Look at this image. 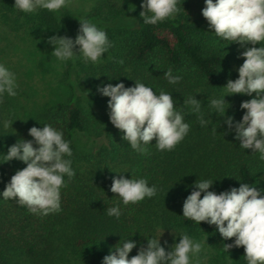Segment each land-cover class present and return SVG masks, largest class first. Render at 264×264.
I'll list each match as a JSON object with an SVG mask.
<instances>
[{"label": "trees", "instance_id": "1", "mask_svg": "<svg viewBox=\"0 0 264 264\" xmlns=\"http://www.w3.org/2000/svg\"><path fill=\"white\" fill-rule=\"evenodd\" d=\"M88 1L89 10L76 16L63 8L24 13L14 7L15 0H0V27L22 32L51 48L40 56L36 68L47 73L58 61L62 69L58 82L64 87L32 111L17 105L7 93L0 97V162H5L2 154L19 140L33 139L28 135L32 127L50 124L70 142L72 156L65 158L72 160L75 171L74 177L64 178L58 213L37 215L15 200L0 199V264H102L110 250L127 239L137 243L131 259L147 246V237L158 239L163 232L161 245L166 252L171 250L169 235L176 240L185 233L197 241L207 239L208 245L193 264H247L243 247L227 251L224 246L234 244L235 238L223 240L215 226L182 217V209L198 179L215 181L210 190L217 194L239 188L242 182L264 189V159L258 152L240 148L234 128L229 131L225 123L230 116L234 123L241 121L240 105L255 93L225 96L223 88L229 79L238 78L244 62L241 53L260 45L242 47L217 37L202 16L204 0H177L174 16L156 25L143 23V0ZM80 20L104 29L113 45L99 62H86L78 46L74 48L77 55L66 62L51 55L48 39L60 36L74 41ZM170 68L173 75L182 77L175 85L164 77ZM135 81L157 95L172 93L175 106L185 114L190 131L173 150H158L154 139L140 153L111 124L109 98L97 88L121 82L133 87ZM194 96L202 104L199 112L184 104ZM224 96L226 114L222 116L223 112L214 113L211 101ZM25 167L19 160L0 164V192ZM120 175L146 179L149 186L157 187V194L124 205L110 190L113 178ZM117 204L122 211L119 219L107 214Z\"/></svg>", "mask_w": 264, "mask_h": 264}, {"label": "clouds", "instance_id": "2", "mask_svg": "<svg viewBox=\"0 0 264 264\" xmlns=\"http://www.w3.org/2000/svg\"><path fill=\"white\" fill-rule=\"evenodd\" d=\"M67 2L15 0L14 7L24 13L37 9L53 12L65 7ZM204 2L202 16L217 37L242 47L247 44L261 45L259 48H246L241 53L244 62L238 68V78L234 81L229 79L223 88L227 91L225 96L240 94L252 97L255 93L254 98L240 105L244 111L242 120L234 123V117L230 116L225 123L229 131L234 128V138L240 142V148L258 152L264 159V0ZM140 7L143 9L140 17L147 25L163 22L178 11L177 0H143ZM47 42L53 47L51 55L65 62L77 55L74 52L77 46L84 60L93 63L99 62L113 46L107 32L87 20H80L74 41L68 37L53 36ZM164 77L173 85L182 79L173 75L171 68L164 72ZM17 87L15 73L0 63V97L5 93L15 96ZM97 91L109 98L107 106L111 124L123 133L122 139L140 153H145V145L152 144L154 139L158 150L171 151L190 131L185 114L175 106L177 102L172 93L161 91L157 95L151 87L138 81L133 87H126L122 82L115 85L109 83L98 87ZM225 96L211 101L216 110L214 113L223 112L222 116H225ZM195 97L184 101V104L191 105L193 112H199L202 104ZM200 122L202 125L206 123L203 117ZM4 126H9L7 121ZM28 135L33 139H21L8 148L6 155L2 154L5 162L0 164L19 160L26 167L11 177L5 190L0 192V199L15 200L37 215L58 213L62 210L61 189L66 186L64 178L75 176L72 160L65 158L72 156L70 142L64 139L63 131L50 124L42 128L32 127ZM214 182L198 179L194 183L195 190L183 203L182 217L199 225L204 222L215 226L223 240L235 238L234 244L224 245L227 251L232 247H243L247 264H264V189L257 190L242 182L239 188L233 187L217 194L210 190ZM110 190L118 194L124 205L135 204L157 194V187L149 186L146 179H127L123 175L113 178ZM107 214L119 219L122 215L119 204L108 208ZM163 233L158 239L145 237L147 246L141 247L131 259L129 254L137 248V243L131 239L123 243L120 241L115 250H110L103 258L102 264H193V259L198 260L204 246L208 245L207 239L197 241L186 233H175L179 242L166 252L161 245Z\"/></svg>", "mask_w": 264, "mask_h": 264}, {"label": "rangeland", "instance_id": "3", "mask_svg": "<svg viewBox=\"0 0 264 264\" xmlns=\"http://www.w3.org/2000/svg\"><path fill=\"white\" fill-rule=\"evenodd\" d=\"M90 6L91 2L88 0H68L63 9H68L73 15L79 16L84 15ZM50 49L45 45H38L22 32H13L0 27V63L15 73L18 87L17 94L12 96L13 101L28 111H32L48 99H54V95L64 90L62 84L58 82L62 73L58 61L52 62V70L47 73L40 72L36 68L37 60ZM169 238V247L179 242L172 235H169Z\"/></svg>", "mask_w": 264, "mask_h": 264}]
</instances>
